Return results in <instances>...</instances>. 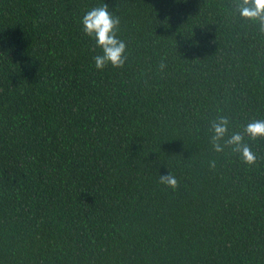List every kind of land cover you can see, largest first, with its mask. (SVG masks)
<instances>
[{
	"label": "trees",
	"instance_id": "16d2710c",
	"mask_svg": "<svg viewBox=\"0 0 264 264\" xmlns=\"http://www.w3.org/2000/svg\"><path fill=\"white\" fill-rule=\"evenodd\" d=\"M101 2L0 0V264H264V141L207 134L264 118V34L233 0H104L129 55L96 70Z\"/></svg>",
	"mask_w": 264,
	"mask_h": 264
},
{
	"label": "clouds",
	"instance_id": "9594fccd",
	"mask_svg": "<svg viewBox=\"0 0 264 264\" xmlns=\"http://www.w3.org/2000/svg\"><path fill=\"white\" fill-rule=\"evenodd\" d=\"M232 15L254 25L259 34H264V0H233ZM84 36L94 42L99 49L92 57L96 70L108 66L122 68L128 60V43L120 33L121 18L102 0L98 5L88 8L79 18ZM208 142L211 150L217 154L229 153L238 157L245 165H254L259 159L253 150L255 142L264 141V118H249L240 124H234L228 114L218 112L207 126ZM209 168L216 161L209 160ZM159 184L168 189H176L178 179L172 173L160 175Z\"/></svg>",
	"mask_w": 264,
	"mask_h": 264
}]
</instances>
